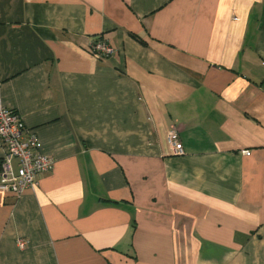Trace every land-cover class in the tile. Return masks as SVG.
I'll list each match as a JSON object with an SVG mask.
<instances>
[{
	"label": "crops",
	"instance_id": "crops-1",
	"mask_svg": "<svg viewBox=\"0 0 264 264\" xmlns=\"http://www.w3.org/2000/svg\"><path fill=\"white\" fill-rule=\"evenodd\" d=\"M0 102L55 160L0 264H264V0H0Z\"/></svg>",
	"mask_w": 264,
	"mask_h": 264
},
{
	"label": "built area",
	"instance_id": "built-area-1",
	"mask_svg": "<svg viewBox=\"0 0 264 264\" xmlns=\"http://www.w3.org/2000/svg\"><path fill=\"white\" fill-rule=\"evenodd\" d=\"M89 51L97 58L110 56L113 49L101 38H95L89 46ZM168 143L172 153L176 156L184 154L179 130L172 128L168 134ZM0 145L5 149V158L2 161L0 190L16 197L26 190L38 186V178L51 172L55 160L43 153V145L37 134L27 128L22 117L14 110L0 102ZM244 154L250 155L245 151ZM18 161L15 170L12 161ZM21 249L26 247L24 240H19Z\"/></svg>",
	"mask_w": 264,
	"mask_h": 264
},
{
	"label": "trees",
	"instance_id": "trees-1",
	"mask_svg": "<svg viewBox=\"0 0 264 264\" xmlns=\"http://www.w3.org/2000/svg\"><path fill=\"white\" fill-rule=\"evenodd\" d=\"M136 39H139V38L136 37ZM1 174H2V161H0V178H1Z\"/></svg>",
	"mask_w": 264,
	"mask_h": 264
}]
</instances>
